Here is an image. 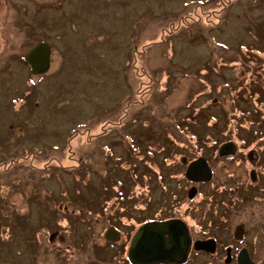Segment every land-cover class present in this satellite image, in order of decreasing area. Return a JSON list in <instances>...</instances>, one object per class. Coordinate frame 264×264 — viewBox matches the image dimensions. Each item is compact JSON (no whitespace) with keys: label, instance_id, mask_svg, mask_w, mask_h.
<instances>
[{"label":"rangeland","instance_id":"obj_1","mask_svg":"<svg viewBox=\"0 0 264 264\" xmlns=\"http://www.w3.org/2000/svg\"><path fill=\"white\" fill-rule=\"evenodd\" d=\"M263 80L264 0H0V264H95L106 211L138 215L140 189L181 177L182 141L236 139L250 112L237 140L264 144Z\"/></svg>","mask_w":264,"mask_h":264},{"label":"flooded vegetation","instance_id":"obj_2","mask_svg":"<svg viewBox=\"0 0 264 264\" xmlns=\"http://www.w3.org/2000/svg\"><path fill=\"white\" fill-rule=\"evenodd\" d=\"M234 137L205 139L206 148L190 140L196 142L194 149L187 148V143L181 140V150L173 149L165 156L168 161L172 160L168 170L181 168V177L167 178L161 173L157 187L140 189L144 197L138 199V215H118L116 209L106 211L108 223L102 232L105 240L96 243L95 248L101 251L95 264H135L129 258L135 232L146 223L157 225L166 221L173 222L180 232V240L173 242L170 232L164 231L161 243H165L166 249L176 247L173 259L151 264H264V157L261 151L264 144L247 148L238 142L236 133ZM228 141L237 145L236 152L221 154L222 144ZM206 149L213 153L210 159L205 155ZM200 157L212 169L210 180L194 181L186 175L188 165ZM214 160L222 168H231L227 169V177L218 176ZM239 166H245L242 167L245 172L248 170L243 180L237 177ZM173 186H182L183 192ZM119 216L122 221L117 219ZM111 228L117 232L112 239L106 237ZM151 254L146 255V261Z\"/></svg>","mask_w":264,"mask_h":264},{"label":"water","instance_id":"obj_3","mask_svg":"<svg viewBox=\"0 0 264 264\" xmlns=\"http://www.w3.org/2000/svg\"><path fill=\"white\" fill-rule=\"evenodd\" d=\"M51 45L47 42H39L31 47L25 54V60L31 67L33 74L45 73L51 65ZM237 145L233 141H228L222 144L220 153L236 152ZM186 175L194 181H207L212 178V169L204 157L191 162L188 165ZM194 188H192L191 192ZM164 231H169L173 242L179 241L180 232L175 229L172 221L161 222L155 225L154 223H146L138 229L132 237L129 250V258L135 264H151L152 262L163 261L169 262L173 259L172 252L176 247L174 245L170 249H166L165 243H161V236ZM117 232L111 228L106 232L107 238H114ZM182 237V242L185 241V235ZM158 241V243H155ZM152 253L150 259L146 261V255Z\"/></svg>","mask_w":264,"mask_h":264},{"label":"trees","instance_id":"obj_4","mask_svg":"<svg viewBox=\"0 0 264 264\" xmlns=\"http://www.w3.org/2000/svg\"><path fill=\"white\" fill-rule=\"evenodd\" d=\"M253 58H258V57H253ZM24 61H25V59H24ZM26 62V61H25ZM242 67L241 66H237V67H234V70H235V72L238 74V75H240V76H242V78L243 77H245V74H246V69H245V72H244V68L243 69H241ZM241 80L242 79H240L239 81H238V83L240 84L241 83ZM242 85V84H241ZM238 86H240V85H238ZM236 88V87H235ZM251 89L249 90V96L250 95H252L251 97H255V100H254V104L255 103H257V104H260V105H263L264 104V80H263V82L261 83V85H259V87L258 86H256V85H253L252 84V86L250 87ZM240 94V96H241V93H239ZM255 95V96H254ZM259 111H260V109L259 108H256L255 109V112H258L259 113ZM247 114H251L250 112L249 113H247ZM247 114H246V112L243 114V112L242 113H240L237 117H234L233 118V120H234V125H233V127H235V129H236V131H235V133L238 135V138L237 139H240L241 141H244L245 139L243 138V137H241V135H240V132H242V129L243 128H241V122H239L241 119H243V118H245L246 116H247ZM257 115V114H256ZM261 115H263V114H258L257 116H259V118H260V116ZM236 118V119H235ZM258 118V119H259ZM252 119V116H251V118H250V120ZM255 120L257 121V123L258 124H261V120H257L256 118H255ZM249 129L252 131V133L256 136V141H254V144L255 145H258V146H261V141L263 140V139H261V137H260V132H261V130H259L258 128H252V126H250L249 127ZM196 143H193L192 142V146H194ZM245 147V146H244ZM129 260V259H128Z\"/></svg>","mask_w":264,"mask_h":264}]
</instances>
